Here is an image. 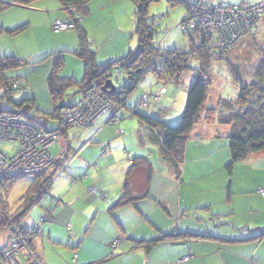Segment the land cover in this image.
Returning a JSON list of instances; mask_svg holds the SVG:
<instances>
[{"label": "crops", "instance_id": "crops-1", "mask_svg": "<svg viewBox=\"0 0 264 264\" xmlns=\"http://www.w3.org/2000/svg\"><path fill=\"white\" fill-rule=\"evenodd\" d=\"M120 1L122 0H88L83 4L85 13L80 21L82 27L91 33L89 26L92 17L113 15V3ZM28 6H33L35 11L45 16L43 29L48 33L52 31L54 19L68 15V7L59 0H35ZM1 24L0 33L8 31V27ZM6 24L9 21L6 20ZM27 24L28 21L15 27L13 31L22 30ZM91 36L96 38L99 35L91 33ZM111 59L113 55L96 62L105 64ZM163 90L165 91V87ZM141 94L139 98L144 95L148 99L144 107H149L148 94ZM161 95L159 90L150 94L154 99ZM129 97L127 105H137L139 98L135 105H130L133 95ZM69 100L71 101V96ZM36 107L31 108L37 111ZM120 110H126L129 117H137L126 108ZM179 114L175 112L172 115ZM123 118L120 114L119 123H108L109 116L104 114L90 126L74 125L81 129L90 127L85 130L87 135L80 138L84 139L80 146L70 156V159L77 158L75 168L63 169L59 162L61 158H54L59 166L48 193L25 214L34 205L40 204L38 217L32 219H37L38 222L31 226L38 225L39 232L31 243L43 263L65 264L59 257L63 259L65 254H72L76 250L72 254V261L76 264L100 262L105 258L110 259L112 254L113 264H175L176 259L186 255L189 257L185 264H264V236L259 240L256 237L257 231L264 228V196L257 192L259 186L264 187V178L257 179L254 189L252 184L244 187L243 180H237L241 183L238 189L233 187L235 164L248 167L251 174L259 170L264 172V168L260 166L264 164V150L249 154L235 163L230 171L225 170L226 160H229L226 147L227 126L216 121L207 122L201 117L192 126L184 142L181 172L185 170L187 156L191 160L195 159L193 163L199 160V167L191 168L188 179L182 181L181 176L177 179L169 172L168 165L161 160L155 145L141 140L139 132L144 126L142 122L138 119L136 127L131 124L129 131L121 123ZM51 121L47 120L48 123ZM70 127L73 125L66 126L62 135L67 141ZM70 139L74 141L73 138ZM69 144L66 145L67 152L73 148L72 142ZM135 156L144 158L151 168L141 166L130 171V190L133 194H140L147 187L148 197L135 204L130 203L109 211L112 203L123 192L126 173ZM201 167L205 168L200 169ZM182 177L184 178V174ZM190 179L194 182L204 180L206 189L200 187L198 193L194 184L193 191L189 185H184ZM33 180L34 175L29 184ZM256 200L258 205L254 204ZM190 213L193 215H188ZM104 223L107 227L112 225L109 231L105 229ZM67 226H70L71 233L67 231ZM189 230H201L214 237L164 241L150 249L134 247L136 241L157 237L161 232ZM111 237L118 238L120 242L110 253V247L105 244L109 243ZM6 241L7 239L4 244ZM52 250L57 252V259L48 254Z\"/></svg>", "mask_w": 264, "mask_h": 264}, {"label": "rangeland", "instance_id": "rangeland-1", "mask_svg": "<svg viewBox=\"0 0 264 264\" xmlns=\"http://www.w3.org/2000/svg\"><path fill=\"white\" fill-rule=\"evenodd\" d=\"M204 1L206 5L201 4L199 0H187L189 3L188 10H186L184 4H180L175 0H152L148 3V15L149 17H153V20H149L145 28L148 31H154V41L158 44V47L160 46L161 49H175L176 51L186 52L187 61L191 63L194 69H189V71L183 73L182 77L177 80L158 78L155 74L147 72L139 86H137L131 94L133 95L131 102L129 101L130 105H135L141 91L142 94H148L150 106L144 107L140 104L137 105V110L139 112L160 117L163 122L175 123L180 118L181 114H179V116H173L172 114L175 112L182 113L187 88L194 77H198L202 82L208 84L207 99L204 103L205 106L209 105L213 108H218L222 100L236 99L241 85L253 81L255 67L259 62L260 54L263 53L261 49H264V8H257V10L261 11L257 12L255 10L254 16L249 8V13L246 12L248 9L244 6H250V4L252 5L254 3L253 6H258L263 3V0ZM212 4L215 6L219 5L222 11L224 9L241 7V15L235 14L237 17L233 19L230 17L223 19L220 16H223L224 13L219 14L215 12V16H210L209 13L203 10H205L207 5L211 6ZM134 10L135 4L132 0H122L113 3V15H105L104 18H101V16L96 18L95 16L92 17L89 29L91 33L98 34L99 36L93 38L89 31L86 32L88 41L91 44L90 49L96 53V61L98 59L104 61V59L106 60L111 57V55H113V58H119L129 52L136 51L138 36L135 32ZM242 11H245V13ZM6 20L9 21V24H6ZM27 21L28 24L22 30L19 29L20 31H3L0 33V56L12 54L26 60L21 66L12 68L6 72L9 75H20L22 77L12 83V88H14L11 92L12 99L19 102L23 98H30V96H32L34 98L35 107H39L42 111H49L52 106L45 81L54 57L57 54L64 55L62 71H60L62 74L73 75L77 79H80L83 75L84 63L80 57L73 52L78 46V31L77 29H69L54 33L53 31H50V33L46 32L43 29L45 16L35 11L33 6L14 5L0 12V26L2 25L1 23H3L6 25L4 27H8V29H14ZM232 24H234L235 27H230ZM198 40L204 44L205 50H207V48L215 49V47L217 49V51L211 53V63L209 67H206V64L202 62L200 54L193 50ZM51 52L53 53L50 54ZM213 53L214 55H212ZM213 56L215 57L212 58ZM204 66L207 68V72L202 71ZM209 73L210 75H208ZM236 73H240L241 80L238 79ZM126 80V74L120 75L119 81L115 82L116 89H119ZM162 86L165 87V91ZM4 88L5 86L0 83V93H5ZM158 90L159 95L162 94L160 98L154 99L153 96H150L151 93L154 94ZM70 96L71 99L76 102L80 99L81 94L77 92L75 86H72L67 90L62 102L68 103L70 101ZM10 106L11 105L6 102L4 97H0V108L4 109ZM167 107H169V109ZM204 112L205 111H202L203 116L205 114ZM7 114L14 113L8 112ZM28 114L30 117H35L34 114H37V111L31 108ZM118 114L123 115L124 118L121 120V123L125 124L129 131H131V124L136 127L137 117H129L126 110H120ZM18 115L24 117L26 121H31V118L26 114ZM102 115H104V113L96 116L88 123H82V125H68L67 127L73 125V127H70V131L67 135L69 141H67L65 137H62L63 132H60L57 137L55 136V140L58 141L51 145L49 149L53 158H61L59 162L62 164L63 169L75 168L77 158L70 159V156L74 149L78 148L84 140L80 138L87 135L85 130L90 129V127L81 129L74 127V125L90 126ZM49 121H51V119H49ZM33 122L39 123V120L33 119ZM4 125L5 122L0 120V147L7 149V142L12 147L7 138L14 137L16 133L15 131L9 132V127H4ZM47 126L48 128H55L58 126V123L53 119ZM70 138H73L74 141ZM70 142H72L73 148L70 152H67V146ZM12 151L13 149H11V152ZM186 160L187 164L185 165V170L182 171L180 175L182 181L188 179L191 168L199 167V160L193 163L195 159L191 160L189 156H187ZM229 160H226V162ZM225 163H223V165ZM240 165L241 164H235L233 167V178H235L233 187L238 189L241 183H238L237 180H243L242 185L244 187H248L252 184L254 189L257 179L264 178V172L259 170L251 174L248 167ZM260 166L264 168V164ZM204 168L205 167H201L200 169ZM224 169L226 170V168ZM183 174L184 178L182 177ZM251 177L252 180H250ZM31 178V173H25V175L14 181L5 197L8 203L6 207L7 212L12 213L18 210L17 208L20 207L22 202L21 195L28 186ZM194 184H196L198 193L200 187H202L201 189H206L207 186L204 180H196L194 182L190 179L186 180L184 183L186 186L189 185L193 191L195 189ZM139 202H142V200ZM254 204L258 205V201L256 200ZM39 207H41L40 204L39 206L34 205L28 214L22 218V226L29 227L30 225L31 227L32 224L38 222L36 221L37 219L34 221L32 219L38 217ZM107 217L112 221L110 216ZM111 227L112 225L108 227L105 226V229L109 231ZM35 229L39 232L38 226ZM8 233L9 231L7 229H0V247L4 245ZM88 238L87 235V239ZM112 240L113 237H111L109 243L107 242L105 244L110 247V253L113 251V246L110 245ZM68 248L70 251L72 250L71 247ZM73 252L76 253V250L72 251V254ZM48 254L54 259L59 257L55 250L49 251ZM72 254L67 253L64 255L65 257L63 259L62 257L59 258L62 263L65 261V264H76L75 261H72ZM66 258L67 260H65ZM92 264H113V254L110 259L93 262Z\"/></svg>", "mask_w": 264, "mask_h": 264}, {"label": "trees", "instance_id": "trees-1", "mask_svg": "<svg viewBox=\"0 0 264 264\" xmlns=\"http://www.w3.org/2000/svg\"><path fill=\"white\" fill-rule=\"evenodd\" d=\"M33 1L35 0H0V12L4 11L9 6H28ZM59 1L64 6L68 7V15L62 17V19H72L75 26L71 29H77L78 31V46L73 52L76 53L84 63L82 77L77 79L73 75L62 74L60 71L63 66L64 56L62 54H57L54 57L45 81L52 108H50L49 111H42L38 107L37 114H34L35 117H30L28 113L32 106L35 107L34 99L31 97L23 98L19 102L13 100L11 95L14 89L12 88V83L22 77L20 75H9L6 73L12 68L21 66L26 60L12 54L1 55L0 83L5 86V93H0V97H4L6 102L11 106L5 107L4 109L0 108V111L26 114L31 118L32 122L33 119H38L39 123L33 122L35 128L44 130L48 128V119H55L57 123L59 122V113L63 107H77L83 102L84 97H86L85 95L89 91L98 92L117 106L116 115L119 119L120 114H118V112L122 108H126L128 111H131V114L137 116L144 125L139 132L141 140L146 141L144 142L146 144L155 145L161 160L166 162L169 172L177 179H179L181 173L184 142L192 126L203 116L202 111H205L203 116L205 121H216L220 125L228 126L226 139L230 160L225 165L228 171L231 170L236 162L245 159L249 154L264 150V49H261L263 53L260 54L259 62L255 67L253 81L241 85L236 99L222 100L218 108H213L209 105V107L207 105L205 106L204 102L207 99L208 84L202 82L200 78L194 77L187 88L185 104L182 113H180V118L175 123H167L163 122L160 117L143 114L136 109L142 96L138 99L137 105L135 106L130 107L127 105L128 103H126L129 96L133 93L135 88L139 86V83L147 72L155 74L158 78L177 80L182 77L183 73L189 71V69H194L191 63L187 61L186 52L176 51L175 49H161L154 41V31H148L145 28L146 23L149 20H153V17H149L147 11L148 3L152 0H132L135 4V32L138 36L136 51L129 52L119 58H113L105 64H98L96 62V53L90 49L91 44L88 41L87 32L80 22L82 14L85 13L83 4L88 0ZM175 1L184 4L186 10L189 9L187 0ZM13 30L14 29H8V31ZM195 45L193 50L200 54L202 62L206 64V67H209L211 63V53L217 51L216 47L215 49L209 48V50L207 48V50H205L204 44L200 40H198ZM212 55H214V53ZM214 57L215 56L212 58ZM205 66L203 67V72H207ZM122 74H126L127 80L119 89H114L112 91H108L110 88L102 89V85L108 78L111 79L116 76L119 80ZM208 75H210V73ZM236 75L238 79L241 80L240 73H236ZM72 86H75L77 92L81 94L80 99L76 102L72 99L71 102L69 101L68 103L62 102L67 90ZM59 126L57 127L59 128ZM64 129L65 126L61 128V132H63ZM6 152L9 153L8 151ZM58 166L56 160L53 158L49 168L32 174L34 175V180L26 187L21 195L22 202L20 207L12 214H9L6 210L8 205L5 200L6 193H8L14 181L25 174L14 172L0 181V229H8L11 223H16L26 246L31 250H34L31 243L32 239L35 235H38V231L34 227L22 226L21 220L28 209L33 204L38 203L41 197L48 193ZM141 166L148 169L151 168L148 162L141 156H135L131 159V166L126 173L123 192L119 198L112 203L109 211L130 203L135 204L138 200L148 197L147 187L144 192L133 194L129 186L128 174H130L132 169L141 168ZM51 167L52 169H50ZM188 215H193V213ZM215 216H217V214ZM197 220H199V218H197ZM204 229L203 231L208 230ZM69 233H71V230ZM263 236L264 228H261L257 231L256 237L259 240L260 237ZM206 237L214 236L211 233L201 232V230H189L186 232L168 231L161 232L157 237L151 239L136 241L134 247L141 246L145 249H150L154 245L163 243L164 241H186L188 239ZM111 242H113V245L112 243H110V245L114 248L119 244L120 240L115 237ZM186 256L189 257V255ZM0 264H5V260L1 255Z\"/></svg>", "mask_w": 264, "mask_h": 264}, {"label": "built area", "instance_id": "built-area-1", "mask_svg": "<svg viewBox=\"0 0 264 264\" xmlns=\"http://www.w3.org/2000/svg\"><path fill=\"white\" fill-rule=\"evenodd\" d=\"M199 2L206 5L204 0H199ZM254 4L244 6L247 7V9L249 8L253 12V15L256 11H261L257 10V8H264V0L263 3L258 6H253ZM240 8L224 9L222 11L219 5L215 6L212 4L211 6L207 5L203 11L209 13L210 16H215V12L219 14L224 13V15L220 17L223 19L227 17L233 19L237 17L235 14L241 15ZM249 9L246 12L249 13ZM242 12L245 13V11ZM74 26L75 23L72 19L56 18L51 24V30L53 32H60L71 29ZM232 26L235 27L234 24L230 25V27ZM114 78L117 80V77ZM147 102V97L143 95L139 104L146 106ZM116 112L117 106L95 91H89L86 94L84 102L77 107H63L60 110L58 118L59 128L38 130L35 128L32 121H26L24 117H20L16 113L7 114L8 112L0 111V120L5 122L4 127H9V132L15 131L16 133L14 137L7 138L12 147L8 142L6 143L7 149L0 147V181L12 172L33 174L48 168L53 159L49 146L55 141L57 135L60 134L62 127H66L70 124L82 125V123H88L102 113L108 114L112 122L119 123ZM119 131L122 133V130ZM11 149H13L12 152ZM257 191L264 196V187H259ZM37 226L34 225V228ZM66 229L70 231L69 226H67ZM7 230L9 231L7 241L1 247L0 251L2 258L5 260V264H44L38 254L26 246L16 223H11ZM187 259L188 256H183L175 260V263L184 264Z\"/></svg>", "mask_w": 264, "mask_h": 264}, {"label": "water", "instance_id": "water-1", "mask_svg": "<svg viewBox=\"0 0 264 264\" xmlns=\"http://www.w3.org/2000/svg\"><path fill=\"white\" fill-rule=\"evenodd\" d=\"M110 88L108 91H112L115 89V83L111 79H107L102 85V89Z\"/></svg>", "mask_w": 264, "mask_h": 264}, {"label": "clouds", "instance_id": "clouds-1", "mask_svg": "<svg viewBox=\"0 0 264 264\" xmlns=\"http://www.w3.org/2000/svg\"><path fill=\"white\" fill-rule=\"evenodd\" d=\"M114 77H116V76H114ZM111 78V80L115 83V82H117V81H119L118 80V78H117V80H115V78ZM116 87V86H115ZM107 89H109V88H107ZM142 106V105H141ZM117 113V112H116ZM105 115H108V114H105ZM109 116V115H108ZM120 120V119H119ZM108 122H111V123H113L112 121H111V119H110V116H109V120H108ZM48 129H52V128H48ZM56 141V140H55ZM51 153V152H50ZM52 155V154H51ZM53 157V156H52ZM52 161H53V159H52ZM52 163V162H51ZM51 165V164H50ZM50 167V166H49ZM48 167V168H49ZM33 174H35V173H33Z\"/></svg>", "mask_w": 264, "mask_h": 264}, {"label": "flooded vegetation", "instance_id": "flooded-vegetation-1", "mask_svg": "<svg viewBox=\"0 0 264 264\" xmlns=\"http://www.w3.org/2000/svg\"><path fill=\"white\" fill-rule=\"evenodd\" d=\"M115 89H116V87H115ZM102 95V94H101ZM86 96V95H85ZM104 98H106L104 95H102ZM84 99H85V97H84ZM84 99H83V102H84ZM107 99V98H106ZM82 102V103H83ZM66 107V106H65ZM68 107H70V106H68Z\"/></svg>", "mask_w": 264, "mask_h": 264}]
</instances>
